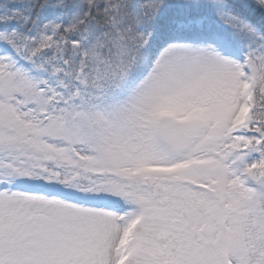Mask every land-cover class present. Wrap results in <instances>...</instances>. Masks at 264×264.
Instances as JSON below:
<instances>
[{
	"label": "snow or ice",
	"instance_id": "obj_1",
	"mask_svg": "<svg viewBox=\"0 0 264 264\" xmlns=\"http://www.w3.org/2000/svg\"><path fill=\"white\" fill-rule=\"evenodd\" d=\"M0 264H264V0H0Z\"/></svg>",
	"mask_w": 264,
	"mask_h": 264
}]
</instances>
